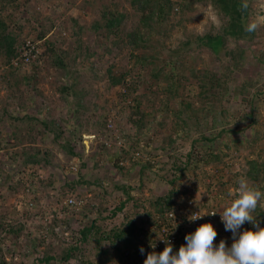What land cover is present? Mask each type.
I'll use <instances>...</instances> for the list:
<instances>
[{
    "label": "rangeland",
    "instance_id": "obj_1",
    "mask_svg": "<svg viewBox=\"0 0 264 264\" xmlns=\"http://www.w3.org/2000/svg\"><path fill=\"white\" fill-rule=\"evenodd\" d=\"M132 1L0 0L37 51L19 71L0 51V264H144L194 213L230 247L239 179L264 193V0H239L257 28L216 52L197 40L226 22L212 0H170L162 20ZM253 216L264 227V200Z\"/></svg>",
    "mask_w": 264,
    "mask_h": 264
},
{
    "label": "clouds",
    "instance_id": "obj_2",
    "mask_svg": "<svg viewBox=\"0 0 264 264\" xmlns=\"http://www.w3.org/2000/svg\"><path fill=\"white\" fill-rule=\"evenodd\" d=\"M243 6L247 7L246 4ZM256 28L257 24L252 23L246 31L251 33ZM236 191L237 197L220 214L225 231L232 233L230 247L226 246L225 240H221L218 246L214 245L218 233L212 224L205 223L185 236L186 243L177 252H173V246L167 241L164 250L161 253L150 252L144 264H264V227H260L253 216L264 200V193L251 188L245 178L239 179ZM246 222L255 230L241 231ZM140 252L144 253L143 247Z\"/></svg>",
    "mask_w": 264,
    "mask_h": 264
},
{
    "label": "trees",
    "instance_id": "obj_3",
    "mask_svg": "<svg viewBox=\"0 0 264 264\" xmlns=\"http://www.w3.org/2000/svg\"><path fill=\"white\" fill-rule=\"evenodd\" d=\"M245 3L239 0H212V5L215 7L220 13H222L225 18L226 22L222 26L221 31L216 33L215 35H207L204 38L203 37H198L197 40L202 41L206 44L207 47H209L212 51L216 52L219 50V48L225 44V41L227 38H232V39H245V38H251V33L246 31L247 27V7H244ZM132 6L138 7L137 9L142 12L143 15H145L148 19H151L152 16H157L160 20L164 18L166 14H168L173 8L174 5L170 0H133L131 2ZM150 5H152L150 7ZM183 7V5H182ZM181 4L177 5L175 8H182ZM122 17V16H121ZM123 18V17H122ZM103 20H105V25L104 27L108 30V32L114 33L112 30L116 29L118 27V24L120 20L117 18H113L110 16H104ZM139 34V31H136L135 33L128 34V37L132 38L133 41L131 42L134 46H137V43H135V36ZM15 45V46H14ZM23 45L19 47V45H16L14 42L13 37H11L8 33L5 32V24L4 22L0 21V51H3V55H5V58L8 59L9 62H12L13 60H16L17 57L19 58L21 55V52L23 51L22 49ZM50 51L56 56V54L53 52L52 49ZM11 59V60H10ZM54 65L56 66H63L62 59L56 56V59L53 61ZM22 64V62L20 63ZM12 67H14L12 65ZM16 71L20 70V66L12 68ZM215 77V75H213ZM219 79V77L217 78ZM220 80V79H219ZM221 83L216 82L215 86L216 88H221L220 87ZM43 127L47 128L46 124L43 123ZM250 169L248 171V176L251 179H255V175L258 174L260 165L256 162H251L250 164ZM255 174V175H254ZM170 199V198H169ZM167 198H163V200L166 202L164 205H166V211L163 209H159L158 213H161V218L164 216V220L162 219L161 221H158L157 224L159 227L162 225L164 226L165 220H168L169 217L167 214L170 211V203ZM166 215V216H165ZM162 226V227H163ZM90 227L85 228L84 230L81 231V235L83 239H86L87 233L90 231ZM127 231L128 236L131 238L132 237V230H134V227L131 223L128 224ZM124 231H121L120 234H117L115 236L114 240L120 241L123 237ZM129 239H127L126 243L128 244ZM181 246V245H180ZM179 247H176V250H173V252H177L179 250ZM175 247H173L174 249ZM76 250L75 247H72V249H69L68 253H65L63 257V261H67L70 257V254L72 251ZM152 251V250H150ZM47 260V259H46Z\"/></svg>",
    "mask_w": 264,
    "mask_h": 264
},
{
    "label": "built area",
    "instance_id": "obj_4",
    "mask_svg": "<svg viewBox=\"0 0 264 264\" xmlns=\"http://www.w3.org/2000/svg\"><path fill=\"white\" fill-rule=\"evenodd\" d=\"M23 51L21 52V55L19 57L20 61L22 62V64L18 63L20 62L19 59H16V60H13L12 62V65L14 67H18V66H21V65H26L30 62V59L34 57V52H37L35 50V47L34 45H32L30 42H26L25 45H23L22 47ZM214 213L212 210L209 212V214H207V218L212 221L213 220V216H211L210 214ZM170 220H172L173 218V214L172 213H169L167 215ZM199 217L198 214L194 213L193 215H190L188 217V223L185 225V227H182V229H186V228H189V233H193L200 225H202V218L200 219H196L194 221L190 220V219H195ZM171 236V235H170ZM185 236H186V233L183 235H176V236H171V237H167L166 240L164 239H161L159 242H161V245L166 241L170 242V244L173 246V247H179L180 245H184L186 243L185 241ZM159 246V244H157ZM157 246V247H158Z\"/></svg>",
    "mask_w": 264,
    "mask_h": 264
}]
</instances>
